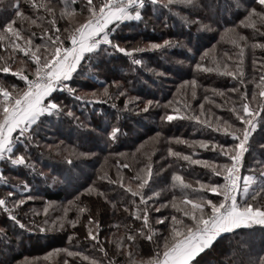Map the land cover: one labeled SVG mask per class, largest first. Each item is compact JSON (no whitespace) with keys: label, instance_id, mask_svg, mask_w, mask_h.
I'll return each instance as SVG.
<instances>
[{"label":"snow or ice","instance_id":"6c2138e0","mask_svg":"<svg viewBox=\"0 0 264 264\" xmlns=\"http://www.w3.org/2000/svg\"><path fill=\"white\" fill-rule=\"evenodd\" d=\"M177 2L178 0H99L97 3L95 0H84L83 5L77 9L73 7L76 0H62V6L59 7L53 0H28L29 10L32 13L29 15L21 10L20 0H15L12 5L15 15L0 25V50L3 51V54H0V74L5 76L11 74V77L23 82V87H19L16 83L6 84L5 80L0 79V162L34 169L30 150L33 147H41L39 129L45 114H54L58 117L66 115L78 119L72 110L77 102L83 107L89 103H103L104 97L112 98L115 95L118 98L127 95V89H124L119 81H112L111 85L104 82L103 90L99 94L95 90L81 94L78 87L72 86L73 75H79L78 69L82 70V61L88 62L94 55L100 53H122L132 58L134 65H142L143 61L136 59L135 54L146 49L171 47L174 43L171 40H164L162 43L149 42L143 47L122 46L115 36L123 22L141 21L143 13L147 10V4L150 3L153 11L156 12L158 8L171 11ZM180 2L196 7V0H180ZM236 7L238 9L243 7L246 14L238 25L225 28L224 32L231 37V42L238 46L237 57L234 59L233 56L224 53L219 61L213 58V66L209 67L205 63L208 58L206 50L194 65L196 71L216 72L238 81L239 89L212 90L215 95L221 97L229 91L237 95L239 105L233 102L230 110L236 123L220 117H216L214 121L202 119L201 115L190 114L189 104L182 103L181 107L173 108L175 101H167L161 105L159 101L148 100L144 102V108L140 109L147 112L153 106L171 108L172 111H166L161 116L162 121L193 119L202 125L214 128L215 132L222 133L225 137H230L232 143L227 141L221 143L214 139L188 141L179 137L169 138V141L174 140L177 144H185L189 147L198 145L201 149L215 153L224 162L219 163L216 159H195V152L187 154L169 147L167 153L170 157L176 158L180 169L190 165H202L211 171L208 182L200 180L190 182L179 172L172 173L171 190L179 191L180 196L172 195L170 200L163 199L164 189L152 186L155 183L154 177H157L158 173L153 171L151 162L137 170L136 175L128 180L119 171L116 179L107 172L101 171L96 180L86 183V186L82 185V191L68 202L77 209V217L68 223L75 227L81 222V217L87 214V235L84 240L93 242L92 246L98 247L104 258H108L109 253L100 241L99 231L102 227L100 220L92 214L88 204L80 199L82 196L89 198L95 196L114 209L117 207V202L109 199V193L102 190L104 186L98 185L97 181L107 180L109 185L122 189L127 199L120 202V210L127 213L129 218L140 222L139 227L125 225L124 235L115 240L118 251L127 249L125 264H199L197 257L205 250L211 249L218 238H222V234L233 233L237 229L249 228L252 225H264V204L256 203L258 200H264V160L256 161L261 169L258 175L253 173L242 177L240 174L245 165L246 154L252 155L250 141L253 133L258 127L264 130V74L259 77L258 93H249L243 68V54L244 49L248 47V37L236 30L240 25L253 29H256L257 24L264 27V0H246L245 4L236 0ZM59 21H64L66 26H59ZM18 22L20 27L16 26ZM190 23H198L201 28L210 29V25L204 24L198 17ZM25 24L28 25L27 28L24 27ZM33 25L40 29L39 36L42 39L40 44L35 43L37 33L32 31ZM257 46L264 48V44L258 42L252 45V47ZM257 64L261 62L254 60L253 65ZM261 71L264 72V65L261 66ZM186 85L190 88L191 97L195 98L196 79L184 81L177 89L183 96L189 95V88H186ZM113 86L116 89L115 94L109 92V88ZM58 92H67L73 100V105L69 106L60 100ZM257 97H259L258 101ZM204 99L207 100L208 97L205 96ZM134 100H139V97L126 100L125 107ZM254 101L257 102L253 103ZM112 106L115 107L114 104ZM203 107V104L199 105L201 111ZM217 107L222 108L223 104ZM119 132L118 127H112L108 135L114 141ZM156 136L159 137L160 133ZM44 147L49 150L53 148L52 145L47 144ZM79 155H88V153H79ZM179 161L186 163L181 164ZM66 162L71 164L72 160L67 158ZM122 167L127 168L129 165L124 164ZM167 167L170 168L171 165ZM164 171V167L159 169V173ZM213 176L223 178V182H213ZM0 182L13 188V191L0 194V211H3L21 229L48 230L47 219L43 221L44 227L37 225L35 229L22 222L23 215H27L26 213L21 215L22 206L34 200L30 194L31 186L27 181L10 184L8 178L3 175V168L0 167ZM15 189L20 191L17 192ZM207 193H215L218 198L210 199ZM240 197L244 199L241 201ZM161 200L163 202H160ZM168 208L174 209L177 214L158 216L154 221L161 226L170 221L167 223L165 235L152 226L150 213H159L161 209ZM69 210L70 208L66 207L65 216L57 217L52 224L55 226L59 223V227L63 228ZM43 211L47 215L48 206H45ZM18 215H21V218L18 219ZM30 223L34 224L35 221ZM158 233L161 239L156 241L153 237ZM0 234H5L3 228H0ZM75 235L76 233H73V236ZM71 239L72 236H69V240ZM105 240L107 241L108 238L105 237ZM138 240L151 241L155 245V251L147 259L135 258L133 249ZM63 251L68 252L67 249ZM68 255L83 254L68 252ZM83 259L90 260V264H102V261L95 257L83 256ZM64 264H68V261L65 260ZM108 264H118L115 255L108 259ZM259 264H264V258H261Z\"/></svg>","mask_w":264,"mask_h":264},{"label":"trees","instance_id":"16d2710c","mask_svg":"<svg viewBox=\"0 0 264 264\" xmlns=\"http://www.w3.org/2000/svg\"><path fill=\"white\" fill-rule=\"evenodd\" d=\"M210 1L213 7L216 1ZM53 2L58 7L62 6V0H53ZM95 2L98 3L99 0H95ZM14 3L15 0H0V25L15 15L12 7ZM83 3L84 0H76L73 7L79 9ZM180 5L174 6L177 11H173V8L171 11L168 9L159 10L157 6L158 10L154 12L153 6L149 3L141 21L133 20L122 24L125 27L129 26L132 33L128 29L126 33L119 35L122 36L121 39L115 37L118 41L126 39V46L143 47L149 42L162 43L164 40H171L174 42L171 47L157 50L146 49L144 52L135 54L136 59L143 61L142 65H134L132 58L122 53H103L100 54L98 61H96L97 64L94 65L97 72L94 71L92 74L93 83H78V80L73 79L72 86L78 87L81 91L93 89L101 92L104 82L111 85L112 81H119L123 88L127 89V95L118 98L115 95L112 98L104 97L103 103H89L83 107H81L80 102H77L72 110L76 115H84L88 119L87 124L89 126L84 128L73 117L66 115L58 117L54 114H46L42 117L43 121L40 128L43 127V132L39 136L41 147H33L30 150L31 162L36 163L34 169L24 165H11L1 162L3 175L8 178L10 184H19L16 181L18 178L28 181L32 189L30 194L41 198L39 201H28L22 206L21 215L27 214L23 215L22 222L35 229L37 225L44 227L43 221L47 219L48 230L27 231L21 229L3 211H0V228H3L6 234H0V264H64L65 260L68 261V264H90V260L83 259V256L95 257L101 260L102 264H108V259L113 255L116 256L118 264H125L127 249L118 251L115 240L124 235L125 225L140 226L139 221L129 218L127 213L120 210V202L125 201L127 196L118 186L109 185L108 181L104 180L97 181V184L104 186L102 190L109 193V199L117 202L115 209L95 196L91 198L80 197L88 204L92 214L100 220L102 225L99 231L100 241L103 242L104 249L109 253V257L104 258L99 248L92 246L93 242L84 240L87 235V214L81 217V222L75 227L68 223L77 217L76 207L69 205L68 202L72 201L79 191H82L81 186H86V183L96 180L101 171L107 172L113 179L117 178L119 171L128 180L136 175L137 170L151 162L153 171L158 173V176L154 177L155 183L152 186L164 189L162 192L163 199L170 200L172 195L180 196L179 191L171 190L172 173L179 172L190 182L196 180L208 182L211 171L202 165H190L180 169L176 158L168 155L167 149L169 147L174 151L187 154L195 152V159H216L219 163L224 162L215 153L201 149L198 145L189 147L185 144H177L174 140L169 141V138L179 137L188 141L214 139L221 143L225 141L232 143L230 137H225L222 133L215 132L214 128H209L193 119L162 121L161 116L166 111H172L171 108L153 106L147 112L140 111L144 108L143 100L159 101L161 105L167 101H175L173 108L181 107L182 103L189 104L190 114L201 115L202 119L207 118L214 121L216 117H220L236 123L230 110L233 102L237 106L239 105L237 95L229 91L221 97L215 95L212 90L239 89L238 81L216 72L196 71L194 65L206 50L208 51V58L205 63L209 67L213 66V58L219 61L223 58L224 53H228L234 59L237 57L239 48L231 42V37L224 32V29L229 28L228 25L230 27L237 25L242 16H237L236 19H230V21L227 19L219 22L215 17H211L207 0H196V7L184 3ZM20 7L23 12L32 14L29 10L28 0H20ZM197 17L202 19L201 21L206 18L209 22L205 20L203 22L207 23H210L211 20L215 21L214 27L219 23L221 30H217L214 35L212 34L213 36H209L206 40H201L203 36H200L199 30L203 28H200L197 23H190L191 19L195 20ZM58 25L66 26L64 21H59ZM16 26L20 27L21 25L18 22ZM242 26L237 28V32L248 37V47L244 49L243 54L248 61L244 66V80L249 93H258L257 85L260 80L253 78L257 77L258 71L253 67L252 59L253 57L256 59L260 57L257 52L260 53L261 49L258 46L252 47V45L257 42L264 44V34L260 35L262 34L260 32L264 31V27L257 24L256 29L248 27L245 30ZM24 27L27 28L28 25L25 24ZM32 31L37 33L35 43L40 44L42 42L39 36L40 29L33 25ZM0 54H3L2 50H0ZM261 55L264 56V52ZM193 78L197 81L195 98L191 97L190 88L187 85L185 87L189 88V95L183 96L178 93L177 89L182 83ZM0 79L5 80L6 84L16 83L19 87H23V82L11 77V74L7 76L0 74ZM109 92L115 94V87H110ZM58 94L59 99L65 104L73 105V100L67 92H58ZM205 96L208 97L207 100L204 99ZM131 97H139V100H134L125 107V101ZM258 100L259 97H257ZM113 104L115 107L112 106ZM200 104L204 106L202 111L199 108ZM221 104H223L222 108L217 107ZM134 126H136L135 129ZM112 127L120 129L114 141L108 135ZM90 130L97 132L98 135L94 136ZM132 133L134 134L132 135ZM157 133H160L159 137L156 136ZM82 136L86 137V142L78 140ZM250 143L252 155L246 154L245 166L258 169L259 165L256 167L255 162L264 160V147H262L264 146V130L258 127L253 133ZM45 144L52 145V150L44 147ZM57 147H59V151H57ZM79 153H88V155L82 157ZM67 158L72 160L71 164L66 162ZM179 163L186 162L179 161ZM124 164H128L129 167H122ZM167 165H171V167L169 168ZM83 166L86 168H81ZM161 167H164L165 171L159 173ZM42 168L52 169L53 173L62 174V177L51 175V173H42L40 171ZM73 174H75L77 182L72 185L74 177L71 179L70 176ZM51 177H55L57 183L51 182L49 180ZM64 177L67 180L65 184H63ZM212 181L222 183L223 178L213 176ZM150 183L152 182L150 181ZM67 185L71 189L65 188ZM133 187H135V183H133ZM8 191H13V188L0 182V194ZM15 191L19 192L20 190L15 189ZM207 197L213 200L218 198L217 194L213 193H207ZM239 199L242 201L244 198L240 197ZM49 202H51V206H49ZM256 203L264 204V200H258ZM45 206H48L47 215L51 211H54L56 215L50 218L45 215L43 211ZM66 207L70 210L64 220V227L60 228L59 223L54 226L52 221L56 220L57 217H64ZM170 214L177 213L171 208L161 209L159 213H150L153 220L152 226L159 229V233L167 234L165 229L170 221L161 226L155 224V218ZM21 215H18V219L21 218ZM32 221L35 223L31 224ZM73 233L76 235L73 236ZM159 233L153 237L154 240L159 241L161 239ZM69 236H72L71 240H69ZM105 237L108 238L107 241ZM54 249L61 251L54 252ZM63 249L83 255L69 256L68 252L63 251ZM240 249L247 250V257ZM133 251L136 259H147L155 251V245L151 241L138 240ZM25 257L30 259V262H23ZM261 258H264V225H252L249 228L237 229L233 233L222 234V238H218L213 247L205 250L197 257V260L199 264H259ZM247 259L248 262H246Z\"/></svg>","mask_w":264,"mask_h":264},{"label":"rangeland","instance_id":"374dc122","mask_svg":"<svg viewBox=\"0 0 264 264\" xmlns=\"http://www.w3.org/2000/svg\"><path fill=\"white\" fill-rule=\"evenodd\" d=\"M214 1H216V4L214 3V6L212 7V4H211V1L210 0H207V5H208V7H209V13L211 14V17L213 16V17H215L217 20H219V22H222V21H226L227 19V21H230V19H236L237 18V16H242V18H243V16L246 14L245 12H244V8L243 7H241V8H237L236 7V0H214ZM240 3L241 4H245L246 3V0H240ZM180 4H183L182 2H180V0H178V2H177V7L178 6H181ZM185 4V3H184ZM173 8V11H177V9H176V7H172ZM207 13H208V11H207ZM209 14V15H210ZM187 18V17H186ZM241 18V17H240ZM239 18V19H240ZM205 21H207V19L206 18H203ZM192 21L194 20V19H191ZM200 20H202V19H200ZM203 20V21H204ZM221 20V21H220ZM202 21V22H203ZM239 21L240 20H238V23H237V25L239 24ZM127 21H125V22H123V23H126ZM207 22H209V21H207ZM207 22H203L204 24H209L210 25V29H205V28H203V29H200L199 31V34H200V36H203V38L201 39V40H206L209 36H213L214 34H215V32L218 30V31H220L221 29V27H219V23H217V25H216V27H214L215 26V21H213V20H211V22L210 23H207ZM122 23V24H123ZM121 24V26H120V28H119V30H118V35L117 36H115V37H118L119 39H121L122 38V36H119V35H123L124 33H126V31L129 29V26L128 27H125V26H123ZM222 24V23H221ZM197 25L199 26L200 24H198L197 23ZM197 26V27H198ZM241 26V25H240ZM227 27H230L229 25L227 26ZM242 27H244L245 28V30H247L248 29V27H245V26H242ZM200 28H201V26H200ZM129 30H131V29H129ZM180 30V29H179ZM237 30V29H236ZM238 31V30H237ZM214 32V33H213ZM131 33H132V30H131ZM260 33H262V34H260V35H263L264 34V31L263 32H260ZM213 34V35H212ZM224 34V33H223ZM258 34V33H257ZM193 39H194V37H193ZM119 43L122 45V46H126V39L124 40V39H122V41H119ZM261 49V52L260 53H258L257 52V55H260V57H257V59L255 58V57H253V61L254 60H256V61H260L261 62V64H257V65H253V61H252V65H253V67L254 68H256V70L258 71V75H257V77H253V78H255V80H258L259 79V77H260V75H262L263 74V72L261 71V66L262 65H264V56L263 55H261V53L262 52H264V48H260ZM111 51V50H110ZM109 51V52H110ZM100 54H103V53H100ZM100 54L99 55H97V56H94V57H92V59L90 60V61H88V62H84V61H82V64H81V66H82V70H80V69H78V72H79V75H76V74H74L73 75V79L74 80H78L77 82L78 83H87V82H90V83H93L94 82V80H93V75L92 74H94V71L95 72H97L96 70H95V68H94V65L95 64H97L96 63V61H98V59H99V57H100ZM255 55V54H254ZM246 62H248V61H246V59H245V57L243 56V68H244V66L246 65ZM178 71V70H177ZM161 73V72H160ZM244 74H245V70H244ZM164 75V74H163ZM93 81H92V80ZM93 91V89H88V90H85V91H81V94H83V93H90V92H92ZM97 93H99V92H101L100 90L98 91V90H95ZM143 103L144 102H146V100H143L142 101ZM46 115V114H45ZM49 115V114H48ZM75 117H77L78 119H76V118H73V119H75V121L76 122H78L83 128L84 127H86V126H89L88 124H87V122H88V119L84 116V115H82V116H79V115H76L75 114ZM43 121V120H42ZM195 122H196V120H195ZM131 123V122H130ZM44 126H46V125H44ZM136 128V126H134V129ZM195 128H197V127H195ZM39 131H40V134L43 132V127L42 128H40L39 129ZM90 131H92V133H94V136L95 135H98L97 134V132H94L93 130H90ZM134 133H132V135H133ZM15 135V134H14ZM101 135V134H100ZM78 140H81L82 142H86V137H84V136H82V137H79V139ZM81 156V155H80ZM82 157H84V155L82 156ZM262 160V159H261ZM260 160V161H261ZM255 162V161H254ZM34 165L36 164L35 162L33 163ZM255 164H256V167H257V163L255 162ZM0 167H1V162H0ZM81 168H86L85 166H83V167H81ZM42 173H51V175H56V176H61L62 177V174L60 175V174H56V173H53L52 172V169H46V168H42L41 170H40ZM261 171V169H260V167L258 168V169H255V168H252V167H249V166H245L244 165V167L241 169V172H240V174H241V176L243 177V176H247V175H251V174H253V173H256L257 175H258V172H260ZM53 173V174H52ZM76 173V172H75ZM49 177V176H48ZM71 177V179L73 178V180H72V185L73 184H75L77 181H76V177H75V174H73V175H71L70 176ZM50 178V177H49ZM55 177H51V179H49V180H51V182H53V183H57V181H55ZM16 181H18L19 183L21 182V181H25V180H23V179H20V178H18V179H16ZM63 181H64V183L63 184H65L66 183V178L64 177V179H63ZM27 183L29 184V182L27 181ZM241 186H243V180H241ZM65 188H67L68 190L69 189H71V187L70 186H66ZM213 194H215V193H213ZM33 197H34V200H32V201H39V200H41V198L39 197V196H34L33 195ZM49 206H51V204L49 205ZM56 214H55V212L54 211H51V212H49L48 213V215L47 216H49V218L50 217H54ZM240 251L242 252V253H244L245 254V256L247 257V254H248V252H247V250L246 249H240ZM249 259V258H248ZM246 260V262H248L249 260ZM30 259H28V258H23V262H30L29 261Z\"/></svg>","mask_w":264,"mask_h":264}]
</instances>
